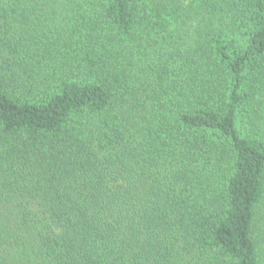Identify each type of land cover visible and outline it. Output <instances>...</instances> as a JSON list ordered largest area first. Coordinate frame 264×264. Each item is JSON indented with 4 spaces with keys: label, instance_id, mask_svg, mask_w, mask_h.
<instances>
[{
    "label": "trees",
    "instance_id": "trees-1",
    "mask_svg": "<svg viewBox=\"0 0 264 264\" xmlns=\"http://www.w3.org/2000/svg\"><path fill=\"white\" fill-rule=\"evenodd\" d=\"M264 0H0V264H264Z\"/></svg>",
    "mask_w": 264,
    "mask_h": 264
},
{
    "label": "rangeland",
    "instance_id": "rangeland-1",
    "mask_svg": "<svg viewBox=\"0 0 264 264\" xmlns=\"http://www.w3.org/2000/svg\"><path fill=\"white\" fill-rule=\"evenodd\" d=\"M254 236L264 260V203L257 208Z\"/></svg>",
    "mask_w": 264,
    "mask_h": 264
}]
</instances>
